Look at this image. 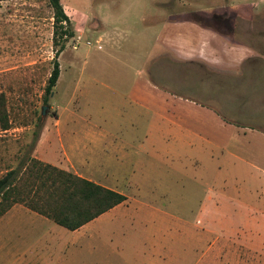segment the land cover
<instances>
[{
    "label": "rangeland",
    "instance_id": "374dc122",
    "mask_svg": "<svg viewBox=\"0 0 264 264\" xmlns=\"http://www.w3.org/2000/svg\"><path fill=\"white\" fill-rule=\"evenodd\" d=\"M61 3L73 35L55 46L48 0H0V92L13 122L0 131V176L18 164L37 116L40 133L61 116L62 130L106 132L101 146L123 162L116 171L128 203L92 224L97 258L146 264L160 241L165 264H264V0ZM207 29L252 53L228 69L211 67ZM57 50L60 75L45 103ZM141 82L155 87L154 103H134ZM163 96L179 131L156 115ZM253 235L260 243L247 248Z\"/></svg>",
    "mask_w": 264,
    "mask_h": 264
},
{
    "label": "crops",
    "instance_id": "0c3cea01",
    "mask_svg": "<svg viewBox=\"0 0 264 264\" xmlns=\"http://www.w3.org/2000/svg\"><path fill=\"white\" fill-rule=\"evenodd\" d=\"M222 7L224 9L227 6ZM241 20L246 24L251 22L253 17L242 16ZM162 26L165 29L164 21ZM207 30L208 32L206 33L208 34H204L206 39L204 37L202 39L207 41L206 48H211V50L206 49L207 56L211 58L207 60V63L211 67L228 69L231 67V60L233 62L235 59L242 60L252 53H248L242 47L226 44L223 35L217 31H213V29ZM173 40L175 41L176 38ZM214 44H217L219 47H216ZM215 51L220 53L221 56L217 55ZM191 59L201 60V58ZM77 85V89H80V82ZM152 89H155V87L149 82L134 84L132 93L134 103L143 105L144 103H154L157 99ZM160 98L162 111L156 115L163 121L166 119L167 123L170 124L165 113L166 97ZM174 110L176 111L175 106ZM179 111L181 112L180 104L177 107L178 118H180ZM174 115H171L173 116V124L170 125L174 130L179 131L181 125L176 121V115ZM67 116L69 118L71 115L68 114ZM63 118L60 116L56 119V127L54 129L43 130L40 133L39 139L33 149V157L56 167L70 170L96 184L117 191L125 196V200L75 230H69L22 204H14L0 217V253L1 259L5 264H113L110 259H107L104 263L103 260L96 257L97 249L100 248L101 243H97L95 234L94 236L90 234L95 229L92 226L94 222L103 220L109 215V211L113 212L123 209L128 203V197L122 193L124 186L123 176L116 171L122 167L123 162L118 158L117 152H108L101 146L108 137L106 132L100 131L98 133L74 129L62 130ZM177 120L179 121V119ZM55 142L59 143V146L56 147L59 148V151L50 152L49 149L53 147ZM89 144H94L96 147L92 148ZM261 157L264 160V152L261 154ZM59 160L63 161V164ZM263 160L261 162L263 167H257L260 170L258 180L260 185H264V179L260 180V178H264ZM246 161L242 162L248 164ZM110 167L115 168L113 173L104 171ZM222 191L225 194V191ZM261 195H263L261 200H264V188L261 189ZM153 210L155 214L160 213L159 209L154 208ZM252 211L257 212L256 208L252 209ZM263 211V208H258L259 213ZM237 227L239 229L234 228V230H242L240 229V225ZM230 229L233 230V228ZM194 232L196 239L198 236V228L196 226ZM259 237H254L253 235L252 240L248 241L246 247L253 248L252 241L257 246L260 243ZM105 245L110 246L111 244L106 243ZM152 248L157 251L165 248V246L159 241L153 243ZM156 251L152 256L147 257L146 264L166 263L165 259L162 258V253Z\"/></svg>",
    "mask_w": 264,
    "mask_h": 264
},
{
    "label": "trees",
    "instance_id": "16d2710c",
    "mask_svg": "<svg viewBox=\"0 0 264 264\" xmlns=\"http://www.w3.org/2000/svg\"><path fill=\"white\" fill-rule=\"evenodd\" d=\"M48 2L53 12V44L56 46L71 37L73 32L61 0ZM57 53L58 50L44 87L45 103L60 75ZM11 112L4 93L0 92V131L13 128ZM39 126L40 116H37L32 139L18 164L7 167L0 176V217L14 204H22L69 230H75L125 200V196L117 191L33 157L32 151L40 135Z\"/></svg>",
    "mask_w": 264,
    "mask_h": 264
},
{
    "label": "water",
    "instance_id": "95a60500",
    "mask_svg": "<svg viewBox=\"0 0 264 264\" xmlns=\"http://www.w3.org/2000/svg\"><path fill=\"white\" fill-rule=\"evenodd\" d=\"M47 107L46 106H42V109H41V118L44 116V114H45V109H46Z\"/></svg>",
    "mask_w": 264,
    "mask_h": 264
}]
</instances>
